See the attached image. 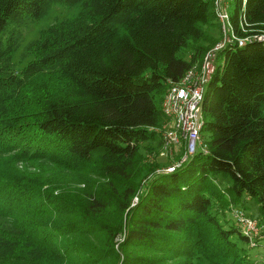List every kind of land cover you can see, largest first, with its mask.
<instances>
[{"label":"trees","instance_id":"16d2710c","mask_svg":"<svg viewBox=\"0 0 264 264\" xmlns=\"http://www.w3.org/2000/svg\"><path fill=\"white\" fill-rule=\"evenodd\" d=\"M228 1L234 33H264V0ZM54 3L80 9L42 27L16 65ZM213 13L212 0H0V264L248 262L238 240L261 236L218 214L246 196L264 214V41L218 52L205 153L165 172L141 152L162 143L168 80L219 39Z\"/></svg>","mask_w":264,"mask_h":264},{"label":"built area","instance_id":"2783aa9c","mask_svg":"<svg viewBox=\"0 0 264 264\" xmlns=\"http://www.w3.org/2000/svg\"><path fill=\"white\" fill-rule=\"evenodd\" d=\"M212 2L216 8L214 15L218 16V29L220 30V37L215 42V47L206 50L199 68L193 64L191 68L185 70L179 81L168 80L167 89L161 99V112L166 119L163 122L165 125L162 124V127L160 125L161 144L165 151L176 150L181 155L178 161L164 168L165 172H170L175 166L184 163L197 150L200 149L203 153L208 150L201 134L203 117L200 109L207 82L217 66L218 52L233 40L239 45H244L247 40L261 41L264 39V33L255 34L253 32L242 37L234 33L230 28L229 1L212 0ZM234 216L239 221L242 232L248 234L249 238L255 235L258 226L254 218L242 210H237Z\"/></svg>","mask_w":264,"mask_h":264},{"label":"rangeland","instance_id":"374dc122","mask_svg":"<svg viewBox=\"0 0 264 264\" xmlns=\"http://www.w3.org/2000/svg\"><path fill=\"white\" fill-rule=\"evenodd\" d=\"M79 9L80 7L77 4L66 7L64 5H61L60 3H54V5L51 6L49 13H47L45 16L40 18V20H37L35 22L34 21L30 22V25L27 27V29L24 30L21 36L22 39L20 41V45L14 50L15 53L13 60L16 63V65L18 66L25 65V63L31 58V56H28L26 59H23L20 56V52H21L20 50L24 46V44L28 42L29 39L38 37L37 33L42 27H46L47 25L49 26L50 24L53 23L54 19L56 18H67L69 15L73 13L76 14L79 11ZM215 10L216 8L215 6H213V11ZM218 21H219L218 16L217 17L215 16V20H214L215 24H211V25L209 24L208 27L206 26V28L210 30V33L213 34V36L215 37L219 36V29L217 28ZM217 41L218 40H216V42ZM214 44L215 41L212 42V44L206 50L215 47L216 44L215 45ZM180 54H182L181 56H183L184 58L188 59V56L190 55V51L185 48L181 50ZM203 55L199 65H201L202 63ZM141 152L143 153V155H145V158L149 160V162L160 159L161 161L159 162L160 164L158 165L159 168H165L166 166H169L171 162L177 159L178 155H180L179 151L176 150L165 151L162 144L159 141H157V138L155 139V141H149V142L143 141L141 144ZM23 167L24 165L21 162L17 164L18 169L19 168L22 169ZM159 168H156V170ZM26 169L28 170L27 172L29 173H33L34 171L38 170V168L35 166H28V168ZM214 176H215L214 180L216 181V183L219 185L220 188H225L228 184L231 183V179L229 176H223L222 174H216ZM47 183L43 184L42 187L47 188ZM135 198L136 197H134L133 195L131 199V204L136 202L137 198L136 199ZM237 210H242L248 215L254 217V220H256V224L258 226V230H256L255 235L261 236L259 238V241L256 243L254 241L248 242V240H244V239L238 240V244H239L238 246L244 248V252L247 253L246 261L248 262H246V264H264V236H263L264 214L261 213L259 207L257 206L256 200L246 196V197H242L240 199V202L236 205L232 203L231 205L229 204L227 210L224 211V213L219 211L218 216L220 221L226 222L225 220H228L229 218L230 220L235 222V220L233 219L234 218L233 215H235ZM0 221L2 222L1 217H0ZM246 235L248 236V234ZM116 239L118 240V237ZM228 264H231V262H229Z\"/></svg>","mask_w":264,"mask_h":264},{"label":"bare ground","instance_id":"6f19581e","mask_svg":"<svg viewBox=\"0 0 264 264\" xmlns=\"http://www.w3.org/2000/svg\"><path fill=\"white\" fill-rule=\"evenodd\" d=\"M261 41H264V39H261Z\"/></svg>","mask_w":264,"mask_h":264}]
</instances>
